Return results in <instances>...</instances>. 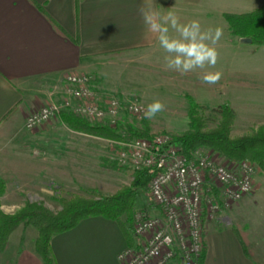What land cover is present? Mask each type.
<instances>
[{"label":"crops","instance_id":"0c3cea01","mask_svg":"<svg viewBox=\"0 0 264 264\" xmlns=\"http://www.w3.org/2000/svg\"><path fill=\"white\" fill-rule=\"evenodd\" d=\"M171 2L0 0V176L7 183V191L10 183L17 185V193V188L43 182L41 178L47 175L62 179L69 176L73 181L75 173L67 172V175L62 168L59 170L61 166H54L61 158L56 152L66 148L77 152L81 145L39 143L35 146L28 141L32 135L38 140L67 135L71 141L80 143L85 138L93 140L94 136L75 131L64 123L65 129L51 128L60 121L59 117L31 131L25 126L26 117L31 111L64 97L67 72L91 75L94 88L103 94L110 85L101 67L110 61L113 52L121 51L114 55L121 58L133 54L140 59L153 57L160 45L152 24L164 23ZM12 109L14 114L4 119ZM85 148L87 153L92 152L87 157L93 156V143ZM75 165L66 168H76ZM257 189L255 187V191L230 208L221 210L215 218L204 219V264H264V206L261 210L254 207L260 205V200L264 205V191ZM16 193L9 196L6 192L2 201L9 200L15 205V199L21 196L20 189L18 195ZM249 201L250 221L244 222L245 213L240 208ZM235 224L247 229L246 241L242 242L234 231ZM139 240L135 236L132 247L137 246ZM129 246L121 225L102 216L86 218L52 239L57 264H120L118 256ZM17 256L18 261H15L5 255L2 264L29 263V258ZM168 264L183 263L175 258Z\"/></svg>","mask_w":264,"mask_h":264},{"label":"rangeland","instance_id":"374dc122","mask_svg":"<svg viewBox=\"0 0 264 264\" xmlns=\"http://www.w3.org/2000/svg\"><path fill=\"white\" fill-rule=\"evenodd\" d=\"M262 5H264V0H172L171 8L167 13L175 14L180 23L198 20L203 29L222 28L223 35L216 45L219 52L217 64L214 67L206 66L204 69H196L182 75L166 68L164 62L166 53L160 46L159 51L153 57H143L142 59L134 54L127 58L110 55V61L101 67V70L103 69L105 72V80L110 85V89H106L105 92L116 94L124 104L130 98H138L146 109L154 101H162L165 104L163 112L157 113L151 120L144 118L153 135L163 133L176 137L188 130L190 105L188 96L194 97L200 104V113L207 128L212 129L219 124L221 120L220 106L228 103L236 112V119L231 131L232 137L250 134L259 126L264 125V46L259 47L232 36L222 14L225 12L246 13ZM169 34L173 37L178 36V33L171 28ZM216 71L223 74L217 84H206L202 81L201 77L206 72ZM144 119L139 120L125 113L120 122L125 126L134 125L143 128ZM65 127L60 121L51 125V128L56 129H65ZM36 138L32 135L31 141L28 142L35 146L39 143L45 146H55L60 143L82 146L81 149L77 148V152L69 148L62 152H56L61 158L56 161L54 166H61L59 170L63 169V173H75L74 179L71 181L69 176L62 179L59 176L47 175L41 178L43 182L24 185L19 188L21 196L15 199V205H11L9 200L2 201L5 193L1 197V208L6 214L18 212L28 202L42 203L48 210L57 213L62 209L59 197L71 198L73 195L79 194L84 197L98 198L100 195H112L122 187L130 185L134 180L131 169L120 166L118 163L116 167L110 164V161H113L110 158L113 151H111L109 140L113 139L94 136L93 140L85 138V140L79 141L82 143L80 144L77 141H71L72 138L67 135L56 137L51 135L44 140ZM91 143H93L95 151L93 156L87 157L91 151L89 150L87 153L85 147ZM201 148L206 152L213 151L206 147ZM73 164H76V168H66ZM50 172L52 171L50 170ZM52 181L55 183L50 184ZM16 186L9 184V190H6L9 196L16 193ZM255 187H258L259 191H264V176L258 169ZM19 189L17 188V193ZM58 189L60 193H55ZM46 190L52 193L46 192ZM17 193L16 195H18ZM247 203L245 202V205L240 208L246 214L243 213L244 222L250 221V201ZM259 203L260 205L254 207L261 210L264 205L261 200ZM136 211L137 213H147L150 216L160 215L153 199L147 192L140 193ZM37 237L38 232L33 225L22 224L11 235L9 246L0 255V264L4 261L5 255H10L11 260L18 261L17 254L25 259L29 258L28 264H35V262L44 264L36 252Z\"/></svg>","mask_w":264,"mask_h":264},{"label":"built area","instance_id":"2783aa9c","mask_svg":"<svg viewBox=\"0 0 264 264\" xmlns=\"http://www.w3.org/2000/svg\"><path fill=\"white\" fill-rule=\"evenodd\" d=\"M64 81V97L31 111L27 129L35 130L65 110L111 125L125 113L144 119L147 109L142 101L130 98L124 104L116 94H100L91 75L70 71ZM109 143L110 158L120 166L154 172L149 195L160 213H137L133 229L140 240L119 254L120 264H168L175 258L183 264H199L205 246L204 219L215 218L255 188L257 168L249 160H228L202 148L186 154L170 134Z\"/></svg>","mask_w":264,"mask_h":264},{"label":"trees","instance_id":"16d2710c","mask_svg":"<svg viewBox=\"0 0 264 264\" xmlns=\"http://www.w3.org/2000/svg\"><path fill=\"white\" fill-rule=\"evenodd\" d=\"M222 15L232 36L251 39L252 44L264 46V5L246 13L225 12ZM120 53L121 51H115L113 55ZM188 99L189 128L180 136L173 137L182 151L187 154L206 147L228 160H249L264 176V125L250 134L232 137L231 131L236 112L230 104L225 103L220 106L221 120L216 127L209 129L200 113V104L192 96H188ZM13 114L12 109L4 119ZM59 118L62 123L75 131L107 139L122 140L153 136L146 119H144V127L138 128L134 125L125 126L121 122L116 125L98 123L72 110L63 111ZM110 162L111 165L118 166L117 162ZM132 171L133 182L122 187L115 194L100 195L98 198L79 194L71 198L59 197L62 209L57 213L48 210L42 203L28 202L18 212L6 214L1 208V197L6 193L7 186L5 179L0 176V255L9 246L10 237L18 227L22 224L33 225L38 232L35 246L37 254L44 264H57L52 249L53 237L73 229L82 220L94 216L117 221L123 228L130 246H134L136 235L133 224L136 221L137 200L141 192L149 193V183L154 172L149 169ZM234 231L242 242L246 241L248 231L243 225L235 224ZM205 254L206 246L201 253L199 264H204Z\"/></svg>","mask_w":264,"mask_h":264},{"label":"clouds","instance_id":"9594fccd","mask_svg":"<svg viewBox=\"0 0 264 264\" xmlns=\"http://www.w3.org/2000/svg\"><path fill=\"white\" fill-rule=\"evenodd\" d=\"M163 20V24L153 23L152 30L157 33L159 45L166 53L164 62L167 69L184 75L217 64L219 52L216 45L223 35L222 28L203 29L198 20L180 23L173 13H169ZM170 28L178 33L177 37L169 34ZM222 75L220 71L206 72L201 79L206 84H217ZM164 110L165 104L156 100L147 106L144 118L151 120Z\"/></svg>","mask_w":264,"mask_h":264},{"label":"water","instance_id":"95a60500","mask_svg":"<svg viewBox=\"0 0 264 264\" xmlns=\"http://www.w3.org/2000/svg\"><path fill=\"white\" fill-rule=\"evenodd\" d=\"M244 42H251V39H243Z\"/></svg>","mask_w":264,"mask_h":264}]
</instances>
